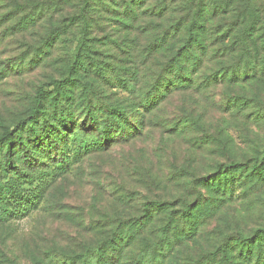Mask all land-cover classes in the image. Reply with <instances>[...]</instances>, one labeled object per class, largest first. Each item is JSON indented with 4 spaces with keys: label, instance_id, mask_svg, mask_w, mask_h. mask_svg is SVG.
Instances as JSON below:
<instances>
[{
    "label": "rangeland",
    "instance_id": "1",
    "mask_svg": "<svg viewBox=\"0 0 264 264\" xmlns=\"http://www.w3.org/2000/svg\"><path fill=\"white\" fill-rule=\"evenodd\" d=\"M133 1L0 0V264H264V58L185 42L196 21L227 45L213 0Z\"/></svg>",
    "mask_w": 264,
    "mask_h": 264
},
{
    "label": "trees",
    "instance_id": "2",
    "mask_svg": "<svg viewBox=\"0 0 264 264\" xmlns=\"http://www.w3.org/2000/svg\"><path fill=\"white\" fill-rule=\"evenodd\" d=\"M137 1L142 0H134V3H137ZM224 2V0H221ZM256 2V0H253ZM251 3H255V2ZM229 2V3H228ZM231 3V4H230ZM245 3V7H242L240 10V4ZM216 2V0H213V2H209V11H204L201 16L203 19H210L215 20L217 17L221 15H227V14H233L236 17H240V19L236 20V23H232L233 27H227L225 30V33L229 32L226 39H229V42L227 45H224L220 43L219 41H212L213 44L208 43L209 41H205L203 37H201V34H204L205 32L208 33H215V31H212L214 27H212L210 30L206 31L204 27H201V23H198L196 21H192L188 23V26L185 28L186 33V41L188 45L192 44L200 49V54L202 56H209L211 59H214L215 57H219L221 55H228V56H237L239 58L243 59H260L264 58V8L261 9V7L258 6H251L248 0H238L235 3V7H232V0H226V4L224 6L220 3L219 5ZM262 5V4H261ZM157 8V7H156ZM130 12H134L133 10H130ZM160 11H158L159 13ZM232 15V17H233ZM84 26V25H83ZM84 28V27H83ZM198 34V35H197ZM196 35V36H195ZM218 36H222L221 34ZM217 37V36H216ZM185 40V39H184ZM223 41V40H222ZM185 45V44H184ZM210 45V47L208 46ZM85 43H83V38L78 42L77 50L78 51H84ZM213 48V49H212ZM211 50V51H210ZM211 55V56H210ZM178 56L174 57V60H178ZM200 59V58H198ZM201 61V60H200ZM157 94L153 95V98H155L159 95ZM163 95H160V97ZM96 125L97 123L94 122ZM105 127H107L105 125ZM108 130L110 128L108 127ZM124 135V132H123ZM107 133L104 131V133H101L99 140L101 141L100 145L97 143L94 144H86L85 150L87 155L95 153V152H104L106 150H109L111 144L116 143L118 141H108L106 140ZM128 138H130L132 135L129 133ZM134 138V135L130 138ZM121 141H124L125 138L121 137L119 138ZM7 141V139H6ZM120 141V142H121ZM109 147V148H108ZM9 150V148H8ZM78 153H76L77 155ZM68 158V156H67ZM221 181L220 179H218ZM198 185H201L200 180L197 181ZM232 182H228L229 186ZM10 198L12 201L11 204V210H10V219L13 220H19L23 219L27 216V214L37 206L38 200L34 196V190L31 191H22V192H16L15 189L11 190ZM43 192L40 193L42 195ZM195 201V202H194ZM0 202H2V197L0 198ZM176 203H173L174 206H179V210L177 214H182L187 212L188 214H192L195 212L197 208H199V211L201 209V202H199L198 199H195L193 201L184 200L183 198H180L179 200L175 201ZM169 203V202H168ZM168 203L165 201H151V207L152 209H156V212L158 213H166L168 208H166V205ZM171 203V202H170ZM176 204V205H175ZM6 212L2 211L0 209V224L6 223ZM170 225L172 226L174 223L172 219L169 220ZM106 243V242H105ZM104 245V244H103ZM100 244V246L96 247H88L85 248V257L82 258H89L91 256L97 257L95 255H92V253H98V255L101 257L103 256V250L104 246ZM114 252L112 255H117L116 249L113 250ZM121 259V258H120ZM119 259V260H120ZM105 260V258L103 259ZM113 261L116 262V258H112ZM8 264H10L8 262Z\"/></svg>",
    "mask_w": 264,
    "mask_h": 264
}]
</instances>
